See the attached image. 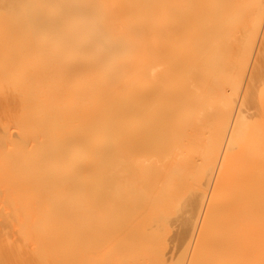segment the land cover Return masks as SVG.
Returning a JSON list of instances; mask_svg holds the SVG:
<instances>
[{
  "label": "bare ground",
  "instance_id": "obj_1",
  "mask_svg": "<svg viewBox=\"0 0 264 264\" xmlns=\"http://www.w3.org/2000/svg\"><path fill=\"white\" fill-rule=\"evenodd\" d=\"M0 264H264V0H0Z\"/></svg>",
  "mask_w": 264,
  "mask_h": 264
}]
</instances>
